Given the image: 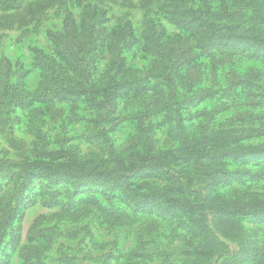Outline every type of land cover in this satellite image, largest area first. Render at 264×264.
I'll return each mask as SVG.
<instances>
[{
  "label": "rangeland",
  "instance_id": "rangeland-1",
  "mask_svg": "<svg viewBox=\"0 0 264 264\" xmlns=\"http://www.w3.org/2000/svg\"><path fill=\"white\" fill-rule=\"evenodd\" d=\"M13 1L0 0V164L10 161L23 166L33 160L65 157L87 168L112 169L119 160L128 165L138 154L152 153L162 159L167 171L178 172L180 180L185 181L182 171H191L183 163L188 156L179 141L186 136L202 140L219 134L238 140L243 147L264 149L263 76L245 78L244 85L233 86L231 92V79L224 76L231 68L229 64L237 63L244 55L243 46H233L237 57L218 64L213 73L215 77L201 78L189 91L186 84L179 82L185 76L173 71L181 102L179 114L174 110L173 97H168L163 77L151 66L157 64L153 63L152 54L140 52L131 59L130 54L118 51L121 42L115 40L109 41L107 52L90 51L78 57L82 61L79 69L88 63L93 79L84 80L74 71L63 76L59 65L51 78L41 77L45 70L43 63L47 61L55 67L57 63L50 57L41 60L33 50L54 48L48 31L59 34L67 13L72 14L77 25L82 22L92 25L95 32L101 31L105 18L109 31L129 23L138 31L146 26L149 31L165 30L174 34L176 29L168 21L169 16L180 18L182 10L199 8L203 0H157L158 5L151 11L138 9L139 4H129L128 0H37L32 19L25 7H11ZM257 3L232 0L226 4L229 11L222 9L218 14L229 15L240 9L254 15L264 10ZM213 10H217L216 6ZM150 19L155 23H150ZM180 19L183 26H189V18ZM84 36V33L80 36L81 43ZM102 38V34H96V43H101ZM87 48L84 42V51ZM123 55L128 60L126 65L132 69L131 75L112 78L113 71L108 66L118 65V58ZM91 82L99 105L93 104L87 93L76 96L61 90L63 86L87 91ZM4 84L13 91L5 90ZM250 84L255 85L254 91H250ZM39 87L53 93H49L45 102L36 100L32 107L26 108L30 95L44 91L38 90ZM146 87L149 90L138 92ZM50 153L54 156H49ZM242 159L239 163L231 160L216 163V174L244 169L262 182L245 187L235 182L222 189L213 181L206 184L207 179L202 176L184 189L181 198L190 203L205 196L234 204L251 199L264 202V152ZM248 160L243 167L241 163ZM161 173L155 169L139 174L131 172L123 186L33 180L24 191L23 201L18 204L12 201L10 209L16 215L15 220L6 227L0 224V264H23L25 259L32 264H264L263 217L222 218L215 216L209 206L204 209L205 217H192L183 211L168 214V206L157 204L150 196L152 193L160 196L159 190L166 185ZM217 178L225 179L219 175ZM44 185L48 187L42 190ZM55 187L59 190L56 198L60 204H73V195L81 192L77 198L87 195L106 210L114 207L122 210L126 217L113 222L104 215L99 223L93 219L89 207L47 208L50 202L45 201L54 195L50 190ZM4 191L19 193L14 182L0 178V192ZM7 198L2 197L0 221L9 209ZM192 219H197L198 225ZM206 226L205 234L202 230ZM17 238L18 244L14 246ZM255 251L260 253L257 262L253 261Z\"/></svg>",
  "mask_w": 264,
  "mask_h": 264
},
{
  "label": "trees",
  "instance_id": "trees-1",
  "mask_svg": "<svg viewBox=\"0 0 264 264\" xmlns=\"http://www.w3.org/2000/svg\"><path fill=\"white\" fill-rule=\"evenodd\" d=\"M25 1V2H24ZM129 4H139L136 8H146V10L151 11L155 8L154 5H158L157 0H128ZM157 1V3H156ZM232 0H203L204 3H200L199 8H188L180 12L181 17H187L190 20L189 26L185 27L182 25L181 17L169 16L168 21L173 24L176 32L167 33L165 30L159 32L157 30L147 29L137 30L133 25L127 23L125 27L117 26L112 28L110 31L109 26H107V19L104 18L103 27L101 31H93L92 25H84L83 22L78 24L74 21L72 14L65 16L60 33H54L48 31V39L54 45V48L50 51H43L34 49L33 52L39 55L41 60L43 58H51V61L57 63V67L50 65L47 61L43 63V70L41 77L47 80L52 77V74L57 68L60 67L63 76H68V72H79L84 80L93 79V74L91 72L88 63H85L84 67L79 69V63L81 59L78 57L83 53H90V51L96 52H107L106 47L110 46L109 41L115 40V42H121L119 44V52L130 54V58H136L137 54L143 52L145 54H152L154 58L153 63H157L154 66L157 73L163 77L165 81V87L168 91V97L171 99L173 97L174 110L179 114L181 108V102L179 99V89L174 83L173 71L182 73L185 78L179 82L182 85H187V90L195 88V82L206 78L207 76H213L215 67L221 62H229L234 60L235 48L233 46H243V56L238 60L237 63L231 62L229 70L224 74L225 77L231 79L229 91H232L233 86H243L245 83V78L251 80L252 78H258L263 76L264 78V10H259V12H254V15L247 14L245 11L238 10L233 13L219 15L218 11L224 9L229 11V7L226 5ZM264 1V0H262ZM37 0H14L11 7L22 8L25 7L30 19L34 17L33 7L37 6ZM235 2H245L247 0H238ZM30 3V4H29ZM252 3L256 4V0H252ZM18 4V5H17ZM213 6H216L217 10H213ZM247 6V5H246ZM257 6L264 8V3L259 2ZM37 7L36 9H38ZM158 8V7H157ZM96 9V8H94ZM235 17H232V16ZM220 20L222 22H220ZM154 20L150 19V23ZM155 23V22H154ZM84 33V42L87 45V50L84 51L83 45L81 43L80 36ZM96 34H102L103 38L101 43H96ZM69 38V39H68ZM68 39V40H66ZM120 39L119 41H117ZM64 40V41H60ZM168 41V43H166ZM231 50H235L231 52ZM107 54V53H104ZM174 54V57L171 55ZM125 55V54H124ZM124 55L119 59L118 65H109L108 70L113 71L112 78L114 75H131V70L129 65H126L128 60ZM204 59V60H202ZM229 60V61H228ZM145 61V60H144ZM46 64H49L48 67ZM98 62L94 63L97 69ZM109 64V63H108ZM107 64V65H108ZM59 65V67H58ZM95 70V69H94ZM221 72L217 70V73ZM222 74L220 73V76ZM219 76V77H220ZM215 77V76H213ZM218 77V79H219ZM188 80L190 82H188ZM216 80V79H215ZM235 81L237 83L235 84ZM219 82V81H218ZM22 84V83H20ZM86 91L84 89L73 87H61V90L67 93L76 94V96H82L87 93V97L93 104L97 103L94 99L93 94L95 89L91 86ZM250 91L256 89L255 85L250 84ZM18 89L20 87L17 86ZM4 89L13 91L12 87H8L4 84ZM36 89V88H35ZM114 89V87H113ZM38 90H44L39 87ZM134 92L135 89H132ZM149 90L146 87L143 90H138L139 93H144ZM116 90H112L114 93ZM49 93L52 91H42L40 93L34 92L33 96L28 97V103L25 105L26 108L32 107L36 100L45 102ZM116 93V92H115ZM203 95V94H201ZM200 95V96H201ZM262 97L264 98V89H262ZM96 106V105H93ZM98 107V106H96ZM201 115V114H199ZM199 118V116H197ZM180 136V134H179ZM245 139V138H241ZM236 139H231L225 135L216 134L213 138L204 137L202 140L195 139L191 135L186 136L183 140L179 141L188 156L187 159L183 161L185 167L190 169V173L182 171V176L185 181L180 180V175L178 172L167 171L163 165L162 159L156 155H151L150 153L138 154L134 160L126 165L119 160L116 167L112 169H101L98 167L87 168L84 164L75 163L72 159L65 157H57L51 159H43L39 161H29L27 165L17 166L13 162L3 161L0 164V178L9 180L12 184L13 182L17 186L19 193H7L4 191L0 192V204L4 202L3 196H7V211H4V215L1 218L0 224L3 227L10 225L16 218V215L10 207H12V201L15 200L16 204L23 201L24 191L29 188L33 182H40L41 180H46L55 184L56 181H65L67 184L71 182H82L83 183H102V184H115L123 186L126 176L131 173H143L146 170L152 169L161 173L162 180L166 183L160 189L161 195L156 196L151 194L152 200L157 204H164L167 207L166 213L173 214L176 211H183L184 213L189 212L190 216L195 217H205L204 209L209 206L213 214L218 217L233 219L236 217H252L259 216L264 218V202L258 199H251L249 201H239L238 203H227L225 201H214L212 197L205 196L198 202L190 203L185 198H181L184 195V189L189 188L191 182H198L197 177L207 179L206 184H210L211 181L216 184L215 186H222V189L230 187L235 182L239 185L245 187L248 184L262 182L263 180L258 179L257 176H252L250 171L244 169H235L233 171H225L220 175L216 174L218 171L215 170V164L222 162L224 160H231L235 163L242 161L243 156H255L264 152V149L249 147H243L242 144L237 142ZM49 156H54L50 153ZM250 160L241 163L245 167ZM239 163V162H238ZM20 171V172H18ZM194 174L196 177L194 178ZM217 175L223 179L217 178ZM161 179V178H160ZM46 185V184H45ZM43 186V189H47L48 186ZM51 184H49L50 186ZM238 185V186H239ZM51 187H54L53 185ZM52 189V188H50ZM58 188L50 190L53 196H49L48 200L42 198L45 202H50L47 204V208H53L58 206H65V209H80L83 207H89L90 213L93 215V219L102 223L103 216L110 217L113 222H118L124 220L126 217L125 213L114 207L110 210H106L99 201L94 198H89L87 195L78 197L80 193L73 195V204L64 205V203H59L56 197L58 196ZM41 193V192H37ZM4 194V195H3ZM35 192L32 194L34 195ZM79 194V195H78ZM130 200H133V196H129ZM26 199V198H25ZM33 202V201H32ZM31 202V204H32ZM58 202V203H57ZM208 204V205H207ZM61 207V208H62ZM165 215V214H164ZM192 223L198 225L197 219H192ZM204 233L207 232V226L202 230ZM206 234V233H205ZM205 235H202L204 237ZM18 238L15 239L14 246L18 244ZM209 242V241H208ZM203 241V245H204ZM202 247V246H201ZM200 247V248H201ZM253 258L254 262H257L260 253L255 251ZM195 254V252H194ZM142 255H137L141 257ZM23 264H32L30 260H26Z\"/></svg>",
  "mask_w": 264,
  "mask_h": 264
}]
</instances>
